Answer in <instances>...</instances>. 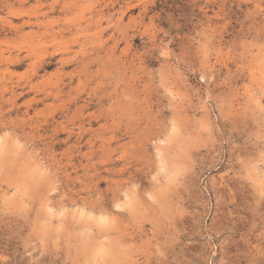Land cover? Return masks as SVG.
Listing matches in <instances>:
<instances>
[{
  "label": "rangeland",
  "instance_id": "1",
  "mask_svg": "<svg viewBox=\"0 0 264 264\" xmlns=\"http://www.w3.org/2000/svg\"><path fill=\"white\" fill-rule=\"evenodd\" d=\"M0 130V264H264V0H0Z\"/></svg>",
  "mask_w": 264,
  "mask_h": 264
},
{
  "label": "snow or ice",
  "instance_id": "2",
  "mask_svg": "<svg viewBox=\"0 0 264 264\" xmlns=\"http://www.w3.org/2000/svg\"><path fill=\"white\" fill-rule=\"evenodd\" d=\"M0 131H2V130H0ZM59 195H60V193H59V191H57V192L53 195L52 199L55 200ZM106 197H107L108 199H110V198H111V193H107V194H106ZM116 207L119 208V205H117ZM109 208H111V204H109ZM102 220H103V217H102Z\"/></svg>",
  "mask_w": 264,
  "mask_h": 264
}]
</instances>
